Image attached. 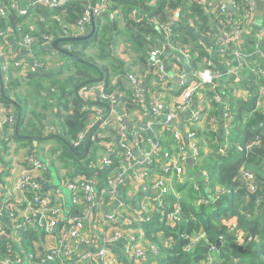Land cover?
Segmentation results:
<instances>
[{"label": "trees", "instance_id": "1", "mask_svg": "<svg viewBox=\"0 0 264 264\" xmlns=\"http://www.w3.org/2000/svg\"><path fill=\"white\" fill-rule=\"evenodd\" d=\"M7 1L10 5L15 0ZM86 1L72 2L68 6V13L59 18L52 16L60 14L59 11L51 12L43 6L25 15H21L18 9L10 7L7 15L0 18V30L5 29L6 35H11L10 37L13 39H17L25 33L37 35L40 31L41 34L53 36L55 40L71 37L73 26L84 11ZM97 1L93 0V2ZM206 1H211L213 5L218 3V0ZM235 2L240 11L230 10L228 11L229 16H227V13H212L213 8L204 4L203 0H106L105 11L94 19L96 31L92 38L82 41L83 44L79 47L76 46L78 42L74 41L62 40L59 43V47L64 49L67 45H71V49L68 51H71L75 57L69 56L59 48L49 46L48 53H59L65 61L63 65L59 62L60 66L56 69L57 72L50 69L46 72H30L23 76L18 75L16 79L13 78L12 87L24 92L23 95L19 94L15 101L6 91L7 89L0 93V103L5 106L6 112L15 113L16 118L19 114L21 116L19 135L15 133L14 139L27 144L35 140L25 138V136L55 141L53 154H57V159L60 162L65 166L73 162L82 169L81 171L87 172V162L99 158L97 151L100 147L103 148L105 154V150H109L107 143L122 139L118 132L122 126L125 129L126 124L125 121L119 122L117 118L110 125L102 124L95 130L87 151L82 153L85 147L79 149L73 147L72 143L79 133L87 130L91 132L95 128L97 124L91 125L93 123L92 116L98 110L89 107L88 105L92 104L90 99L81 97L80 92L78 94L75 91V87L88 81L94 82L103 74L102 82L107 92L114 89L125 91L126 95L121 97V100L124 99L121 103L125 107L119 113L126 111L128 113L127 120H131L134 109L138 105L134 99H129L132 86L130 85L131 89L129 90L123 83V80L130 82L131 72L125 68L123 61L115 56L118 43L125 42L135 49L139 55L136 58L137 63L145 62V60L147 61L146 65L149 63L145 77H154L153 79L160 87L152 93L154 94L159 90L168 89L163 82L159 81L157 74L154 76L149 74L151 51L155 48H163L160 41L166 37V32L156 22L158 24L167 23L170 26L171 22H174L170 32L173 34V40L180 45L189 46L190 50L189 59L181 60V64L178 65L185 69V62L190 63L189 73L193 78H197L195 73L203 68V61L208 57L214 60V68L221 70L217 66V63L224 61V58L219 55L220 48L216 46L219 30L222 27L230 30L233 27V22L241 16L242 12H246L250 8V4L245 0H235ZM208 8L210 12L207 11ZM134 10L157 20L154 22L146 19L138 22L131 15ZM112 13H115L114 17H111ZM101 18L105 19V24H102L104 21L100 22ZM119 20L124 22V28L120 27L119 24L122 22H118ZM9 27L10 31L7 29ZM41 34L40 39L36 42L38 46L45 43L41 40ZM199 34L215 47L213 52L210 46L200 39ZM240 43L241 48L248 55L247 58L242 57V61L245 63L241 71L242 80L222 77V79H216L215 90L210 89L207 85H204L203 90L207 99L213 105L216 104L215 107L218 104L217 94H227L228 98H231V104L227 105L232 117L231 128H229L231 138L229 143L224 146L228 149L221 152V146L215 147L216 150L211 148L206 155L205 149L204 151L201 149L203 141L202 138L199 139L198 128L193 126L192 129L196 133L200 147L195 166L199 170L208 168L209 181H207V185L212 196L202 193L206 197H200L201 192L196 188L198 181L193 177L184 180L177 179L173 168L164 172L160 167L153 165L151 174L168 177L169 173H175V176L172 178L174 179V182L171 183L172 189L164 196V201L169 200V205L159 207L158 202L154 201L155 209L152 211L151 221L142 225L146 238L159 247L161 256L155 262L150 254L147 256L148 259L140 264H153L154 262V264H264V112L258 105L262 101L261 89L264 86V77L255 71L264 66V58L256 53L259 47L263 50L264 43L254 33L246 35ZM90 44L98 49L99 54H96V57L89 56L85 52ZM8 45L9 47L1 43L0 47L10 52L12 48L10 44ZM232 52L233 50L226 58L229 63L237 64L239 58ZM12 67L13 65L9 69L10 72L15 68V66ZM139 76L142 80V76ZM1 78L3 79V77ZM219 81H222V84ZM173 82L174 85L169 86L171 88L168 90L169 97H171V93H175V95L178 93V85L175 81ZM228 84L237 87L231 88ZM142 86L144 87L143 83ZM244 90L250 95L248 99L239 97V93ZM8 108H14L15 112ZM146 113L147 110L143 109L142 115ZM117 115L113 114L114 117ZM204 115L206 116V114ZM50 118L53 119L51 123L49 121L46 123V120ZM51 126L55 127L56 131L49 133L47 128ZM106 127L109 132L104 137H99ZM144 135L151 139L152 146L159 143L163 153L177 156L180 145L175 140L172 130L165 127L163 123L153 121L152 130H144ZM143 144L147 148L150 147L146 140L143 141ZM92 148L96 150L93 153ZM155 152L160 159L161 152L157 149ZM207 164H209L208 167ZM98 171L101 174H98ZM246 171L254 175V189H251V183L244 174ZM107 172L101 168L89 170L90 174H97L99 178H104ZM217 187L230 189V193L214 200L213 192ZM200 189L205 192L202 186ZM203 197L208 200V203L201 202ZM216 201H219L220 204H217ZM175 204L180 206L182 220L169 224L167 216L172 212ZM234 217L237 218L236 226L225 223ZM185 234L200 235L199 242L189 251L186 249V245L191 242V239L185 238ZM169 238L172 240H168L170 245L167 246L166 242ZM34 239H39V233L34 229L25 230L22 250L33 251ZM9 246H14L13 252L18 254L12 237H0V261L12 254L9 251Z\"/></svg>", "mask_w": 264, "mask_h": 264}, {"label": "built area", "instance_id": "2", "mask_svg": "<svg viewBox=\"0 0 264 264\" xmlns=\"http://www.w3.org/2000/svg\"><path fill=\"white\" fill-rule=\"evenodd\" d=\"M11 0H9L10 2ZM84 0H15L8 4L7 0H0V18H4L8 9H18L21 15L31 13L32 10L43 6L51 12L59 11L60 14H53L52 16L61 17L68 13V6L72 2ZM86 1V0H85ZM88 1V2H87ZM84 11L82 12L78 22L73 26V33L71 37L85 35L92 29V23L96 16L105 11L107 3L106 0H87ZM250 4L249 10L242 12L241 16L233 22V27L228 30L222 27L219 36L216 39V46L220 48L219 55L224 58L221 62L224 68L217 70L214 68V60L210 57L204 59V66L193 78L188 68H181V60L187 61L190 57L189 46H183L175 42L172 38V27L167 23L158 24L166 32V37L161 39L160 43L163 48H155L151 51L149 74L159 76V81L163 82L168 89L159 90L154 94L148 95L142 86L140 76L135 73H130L129 81L132 86V92L129 99H134L138 107L134 109V113L142 115L143 109L148 113H152L155 117L161 118L165 127L170 129L169 124L180 114L186 111L192 104L194 97L205 100L204 85L215 90L217 87L216 79L222 77H233L237 81H241V71L245 63L242 57H248L243 48H241V40L246 35L253 34L261 39L263 42L262 29L254 30L252 25L256 18V5L254 0H245ZM204 4H208L213 9V12L227 13L228 11H240L235 0H218V3L213 5L210 1L203 0ZM230 6V8H229ZM210 12V9H207ZM132 17L138 22L146 19H151L149 16L141 14L140 11L134 10ZM115 13L111 14L114 17ZM9 31L10 27L7 28ZM6 30H0V37L6 35ZM41 31L34 35L33 33H25L16 39L19 46L23 48L32 49L36 42L40 39ZM41 37L48 46H53L54 37L49 34H41ZM260 41V40H259ZM243 45V44H242ZM213 46V45H212ZM256 50L261 57L264 58L263 50ZM66 49L70 50L71 45H67ZM239 58L237 64L228 62L226 56L230 55V51ZM0 70L4 74H8L11 65L19 68L24 73L30 72H46L53 67L50 62H34L30 64L23 58H18L13 51H5L0 47ZM259 75L264 77V66L255 70ZM240 73V74H239ZM161 74V75H159ZM177 76L180 81L178 83V93L176 100L171 102L169 100L168 90L169 86H173ZM176 83V81H175ZM98 86V87H97ZM99 90L100 102L106 103L111 107L110 116L105 120L103 125H110L114 120L119 122L127 120L128 113L126 111L120 112L124 106L121 103V97L126 95L125 91L121 89H114L110 92L106 91L104 83H97ZM7 88L5 87L4 90ZM264 93V86L262 87ZM94 95L89 96L93 100ZM216 99L220 102L221 96L216 95ZM260 103V102H259ZM222 119H225L226 129L229 132L231 125V114L229 106L225 105ZM0 110L5 112L0 115V136L3 131L9 130L13 133L17 122L14 113H7L5 107L0 103ZM107 112V110H106ZM103 110L98 109L93 114V123L96 125L105 116ZM113 114H118L116 117ZM205 120V115L200 112L192 115L185 123L188 129V137L190 139V148L194 160H198L200 147L196 139V133L193 131V126ZM126 124V123H125ZM134 130V139L132 140V133ZM144 130H152V123L146 125L136 124L133 126L130 140H128V127L125 129L122 126L119 130L121 140H112L107 145L109 150H105L104 156L96 160L87 162L86 170L75 175V177L68 178L66 183L72 191L73 208L66 211V204L62 191L54 186L53 179H49V169L35 151H29L25 154L24 159H21L22 169L20 170L14 191L19 194L15 196L13 192H8V200L0 201V237L13 238V243L22 244L23 233L27 229H34L41 233L46 240L43 249H36L35 251L26 252L32 264H126L121 260L112 250L113 246L119 242L124 244L125 254L129 256L133 263L140 264V262L147 260L148 255H152L155 262L161 256L159 247L152 244L147 238L142 228V225L151 221L154 200L148 196H144L136 205L133 203H124L114 205L112 210L108 207L114 203L118 193L128 188V185H133L135 182L142 184L147 191L149 187H154L159 190L158 204L159 207H166L169 205V200L164 201V196L172 189L174 179L164 175L151 174V167L156 165L164 172H168L173 168L176 172V178L184 180L187 178L184 163L187 160V151L181 140V134L178 129L172 127L175 140L179 143V152L177 156H170L169 153H163V156L158 159L154 146L151 144V139L144 135ZM55 127L47 128V132H55ZM105 134H100L99 137H104ZM90 130L82 131L78 137L73 141V147L76 149L82 148L84 142L88 140ZM5 136V134H4ZM6 139H10L6 137ZM150 145L145 147L143 141ZM131 143L134 148L131 147ZM224 152L223 150H220ZM164 160L170 161L168 165L163 163ZM94 168L105 169L108 172L104 178H99L97 174H90L89 170ZM0 165V174H1ZM245 176L251 183V189H254V175L250 172H244ZM175 175V173H174ZM198 188V186H196ZM230 193V189L217 187L213 192V199L218 200L223 195ZM130 200V197H126ZM201 202L208 203L206 198H201ZM172 212L167 216V222L174 224L182 220L180 216V206L175 204ZM7 229H10V234H7ZM185 238H190L191 242L186 245V249L191 250L200 240V235L185 234ZM167 239V246L170 245ZM16 248V247H15ZM213 249V246H212ZM14 246H9L11 255L5 257L0 261V264H21L22 257L13 252ZM213 259V258H212ZM154 262V263H155ZM153 263V264H154Z\"/></svg>", "mask_w": 264, "mask_h": 264}, {"label": "crops", "instance_id": "3", "mask_svg": "<svg viewBox=\"0 0 264 264\" xmlns=\"http://www.w3.org/2000/svg\"><path fill=\"white\" fill-rule=\"evenodd\" d=\"M229 8H230V6H229ZM100 22H103L102 24L106 23L104 18H101ZM118 22H122L119 25L121 28H124V26H125L124 22L120 21V20ZM252 28L255 30L262 29V34H263V38H264V17L261 20H259L256 17L255 21L252 25ZM10 36L11 35H6L5 37H3V39H0V44L4 43L8 47H9L8 44H10V46L12 48L11 50L15 53V55L20 59L23 58V59L27 60L30 64L37 62L38 60L40 62H44V63H46L47 61L48 62L50 61V63H53V66H52L53 68L51 70L55 72L56 69L60 66V63L62 65L65 63V61L62 59V57L59 53H56L54 55V57H52L50 59L46 58V55L47 56L49 55L47 52V50L49 49L48 48L49 46L46 43L40 44L39 46L37 44H35L32 49L23 48L17 44L15 38L13 39ZM263 43H264V41H263ZM214 48H215L214 46H210V49L212 52L214 51ZM115 53H116L115 56L123 61L122 63L125 65V68L127 70H129V72L137 73V74L142 76V83H143V85H144V87H145V89L149 95H151L156 89L160 88L158 86V84L155 82V79H153L154 77H151V78L145 77L149 63L146 65V62H147L146 60H145V62L137 63L136 58H138L139 55L137 54V52L135 51V49L133 47L128 46L125 42H121V43H118V45L115 49ZM40 54H43L44 59L40 58L41 57V56H39ZM212 54L214 56V53H212ZM2 62L3 61L1 60L0 64H2ZM58 62H60V63H58ZM185 63H186V67L191 69L190 63L189 64H188V62H185ZM217 66L221 70L224 68V66L222 65L221 62L217 63ZM12 68H14V65ZM15 68L13 70H11V72L8 71L9 75L2 73V71L0 70V93L6 87L7 92L11 95V98L13 99V101H15V98H18L17 96L19 94L20 95L24 94V92L21 89H15L12 87L11 83L13 82V78L16 79V78H18V75L23 76V75L27 74V73L22 72L18 68H16V69ZM1 77H3V79ZM96 77H99V76H96ZM219 82L222 84V81H219ZM96 83H101V82H95V83L90 82L89 84L82 86L79 89V92H80L81 97H83V98L86 97V98L90 99L89 98L90 94L94 95V96H92L93 100L90 99L92 104H90L88 106L92 107V108L103 110L104 113H106V110H107L106 107L100 104V95H99V90L97 89L98 86ZM123 83H124L126 89H129V90L131 89L130 88V82L123 80ZM176 85H178V83H176ZM228 86L231 88L237 87V86H230L229 84H228ZM261 93H262V96H261L262 101L258 105H259L260 109H262V111L264 112V93H263L262 89H261ZM219 95L221 96V99L223 97H226V102L224 104V107H225V105L231 104V98L230 97L228 98L227 94H225V95L219 94ZM170 96L171 97H169V100L171 102L175 101L177 98L175 93H171ZM204 96L206 97V95H204ZM235 96H238V95H235ZM239 97H241L243 99H246V98L248 99L250 97V95L247 94L246 91L244 90L243 92L239 93ZM221 103H222V100L220 102H218L217 107H215L216 104L213 105L207 99V97L203 101V99H200L196 96L193 98L191 106L186 111H184L183 113H180L171 122V124H169L170 129L172 127H174V128L179 130V132L181 134L182 143L186 148L187 160L185 161L184 166H185L187 178H189L188 177V175H189L188 169L195 167V165H196L195 164L196 161L194 160V158L192 156L191 148L189 146L190 139L188 137V129H187V127H185L186 121L192 115H194L197 112H200V110H202V114H206L205 120H203L201 123H198L197 125H194L195 126L194 128H198V132L200 135L199 139L201 140V138H202L203 142H201V143L205 147L206 155H207V153L210 152L211 148H214V150H216L217 148H215V147L219 148L221 146V150H223V151H226L228 149V148L224 147L227 143L224 146H222L224 144V138H225V142L227 141V137H228L230 131L229 132L227 131L228 128L226 129L225 119H222V116H221V114L223 115ZM9 110L15 112L14 108H10ZM4 114H5V112H3V110L2 111L0 110V115H4ZM162 117H164V115H162L161 117H155L152 113H148V112L142 116L133 113V115L130 118L131 120H129V121L133 125H136V124H145L146 125L147 123H153V121H156V118H162ZM46 123H47V120H46ZM15 133L16 132H15V127H14L13 133L6 129V131H3V135L0 136V165L2 168L1 169L2 172L0 174V201L8 200V197H9L8 192H13L15 196H19V194L14 191V187L16 184L18 174H19L20 170L22 169L21 159H24L25 154L28 153L29 151H31V150L35 151L38 153V155L41 159H47L48 169H49L50 165H56L58 167L59 166L58 163L60 162L57 159L58 157L53 154V149L55 148V145H56L55 141L44 139V140H35L34 142L27 144L25 142H19L18 140H15L13 137V135ZM4 134H5V136H4ZM6 137H9L10 139L7 140ZM130 137H128V140H130ZM87 142H88V140H86L84 142L83 147L86 146ZM157 148H158V151H160L162 156H163V149L159 143L157 144ZM214 150H212V151H214ZM93 151H96V150L94 148H92V153H93ZM102 154L104 156L103 148L100 147L97 151V156L99 155V158H101ZM164 162L166 165H168L170 163V161H168V160H164L163 163ZM208 165L209 164H207V167H208ZM67 167H68V169L63 168L61 170L58 167L62 177L66 178V180L68 178L75 177V175L82 172L81 171L82 169L79 168L77 165H75L73 162L68 163ZM70 169H71V171H69ZM98 174H101V172L98 171ZM48 175H49V179L52 180L53 177H52V173L50 170H49ZM194 175L198 181V183L196 182V184L198 185L197 189L199 190V192H201V189H200L201 186L203 187V190H204V186L206 188H209L208 185L206 184L207 181H209L208 168H206V170H198L194 173ZM174 176H175L174 173L168 174L169 178H174ZM200 182H201V185H200ZM128 188H130V189H127L126 187H124V189H122L118 193V195L115 198L114 203L108 207V210H112L114 208V205L120 204L121 202H124L127 204H129V203L138 204L144 196H148L149 198L153 199L154 201H158L159 190L157 188L149 187V189L146 191L144 189V187L142 186V184L139 182H135V183H133V185L129 184ZM205 190L207 192L206 194H205V192H203L205 195L210 194V196H212V193L209 190L208 191H207V189H205ZM205 195L199 194L200 197L205 196ZM127 196L130 197V200H127V198H126ZM225 223L230 225V226H236L237 218L234 217V218L226 221ZM45 242H47V239L45 240L42 237V234L39 233V239L33 240V244H34V250L33 251H35L36 249H43L45 247L44 246ZM21 246H22V244H16L15 243L17 253L19 255H21V257H22V263L21 264H27L28 263L27 260L29 261V258L27 257V255L25 253L20 252L22 250ZM112 250L126 264H135V263H133L132 259L125 254L124 244L122 242H119L116 245H114ZM24 251H26V250H24ZM26 252L29 253L31 251H26ZM26 258H27V260H26Z\"/></svg>", "mask_w": 264, "mask_h": 264}, {"label": "water", "instance_id": "4", "mask_svg": "<svg viewBox=\"0 0 264 264\" xmlns=\"http://www.w3.org/2000/svg\"><path fill=\"white\" fill-rule=\"evenodd\" d=\"M254 3H255V5H256V17L259 19V20H261L263 17H264V0H254ZM95 31H96V28H95V21H93V23H92V29L90 30V32L89 33H87V34H85V35H81V36H76V37H66V38H61V39H57V40H55L54 42H53V47L54 48H59V49H61L62 51H64L65 53H67L69 56H73V57H75V55L71 52V51H68V50H66V49H64V48H60L59 47V43L63 40V41H66V42H71V41H77V42H79V41H84V40H87V39H90V38H92L93 36H94V34H95ZM199 37H200V39L202 40V41H204V43L205 44H207V45H209V46H212L211 45V43H209L202 35H198ZM103 74H101L100 75V77L99 78H97V79H95L94 80V82H102L103 81ZM174 79H175V81H176V83H179V81H180V79L177 77V76H175L174 77ZM90 81H88V82H86V83H83L82 85H77L76 87H75V91L79 94V89L82 87V86H84L85 84H88ZM225 102H226V97H223L222 98V103H221V106H222V112H223V110H224V104H225ZM100 104L101 105H103V106H105L106 107V109H107V112H106V114H105V116H104V118L99 122V123H97V125L95 126V128L90 132V135H89V138H88V142H87V144H86V146H85V149H84V151H82V152H85V151H87L88 149H89V147H90V145H91V142H92V139H93V136H94V133H95V130L99 127V126H101L104 122H105V120L110 116V113H111V107L108 105V104H106V103H102V102H100ZM156 121H162L161 120V118H156ZM20 122H21V116H20V114H19V116H18V119H17V122H16V125H15V132H16V134L17 135H19V125H20ZM125 123H126V125H127V127H128V130H129V133H128V137H130L131 136V132H132V129H133V124L129 121V120H125ZM57 136V135H56ZM25 138H29V139H33V140H40V138H38V137H35V136H25ZM131 147H133L134 148V145L131 143ZM79 154H82V153H79ZM216 203L218 204L219 203V201H216ZM220 204V203H219ZM10 229H7V234H10ZM4 238H6V236H3Z\"/></svg>", "mask_w": 264, "mask_h": 264}, {"label": "rangeland", "instance_id": "5", "mask_svg": "<svg viewBox=\"0 0 264 264\" xmlns=\"http://www.w3.org/2000/svg\"><path fill=\"white\" fill-rule=\"evenodd\" d=\"M108 31L110 30V29H107ZM75 42V41H74ZM77 42V41H76ZM83 43H82V41H79L78 43H77V47H79V46H81ZM85 52H86V54L87 55H89V56H92V57H96L95 55L96 54H99V52H98V49H96L95 48V46L93 45V44H90V45H88L87 46V49H85ZM49 55V57L46 55V58H48V59H50V58H52V57H54V55L56 54L55 52L54 53H48ZM39 56H41L40 58H42V59H44L43 58V54H40ZM47 59V60H48ZM50 62V61H49ZM59 63V62H58ZM55 72H57V71H55ZM220 79V78H219ZM222 79V78H221ZM7 91V90H6ZM204 94H205V91H204ZM53 119L52 118H50V119H48L47 121H49L50 123H51V121H52ZM111 127V126H110ZM231 128V127H230ZM107 129H108V127H106V129H104V130H102V134H105L106 132H107ZM110 129V128H109ZM226 133V132H225ZM227 134V133H226ZM231 138V134H229L228 135V137H227V141L225 142V138H224V144L222 145V146H224L226 143H229V139ZM83 148V147H82ZM201 149L204 151V149H205V147L202 145V147H201ZM55 156H57V154H55ZM176 156V155H175ZM45 163H47V159H42ZM59 164V169L61 170V169H63V168H67L68 169V167L67 166H65L62 162H59L58 163ZM58 167L56 166V165H50L49 166V170L51 171V173H52V177H53V184H54V186H56L57 188H59L61 191H62V193H63V195H64V200H65V204H66V211H68V209H71V208H73V199H72V191H71V189H70V187L68 186V184L66 183V178H64V177H62V175H61V173H60V170L58 169ZM199 170V168L197 167L196 168V166L195 167H192V168H189L188 169V177H193L194 178V180H196L197 181V179L195 178V175H194V173L196 172V171H198ZM69 171H71V169L69 170ZM195 171V172H194ZM194 172V173H193ZM199 180V179H198ZM200 181V180H199ZM207 184V183H206ZM205 189H207V191L209 190V188H206L205 186H204V191H205V194L207 193L206 192V190ZM203 193V191H201V194ZM207 195H209V194H207ZM137 205V204H136ZM14 245H15V243H14ZM214 250V249H213ZM214 254V253H213ZM26 260H27V258H26ZM27 264H32L30 261H28L27 260Z\"/></svg>", "mask_w": 264, "mask_h": 264}, {"label": "clouds", "instance_id": "6", "mask_svg": "<svg viewBox=\"0 0 264 264\" xmlns=\"http://www.w3.org/2000/svg\"><path fill=\"white\" fill-rule=\"evenodd\" d=\"M66 50H68V49H66ZM17 119H18V117H17Z\"/></svg>", "mask_w": 264, "mask_h": 264}]
</instances>
